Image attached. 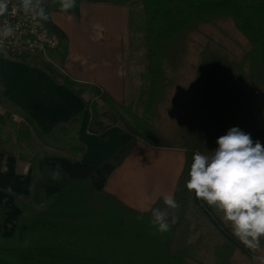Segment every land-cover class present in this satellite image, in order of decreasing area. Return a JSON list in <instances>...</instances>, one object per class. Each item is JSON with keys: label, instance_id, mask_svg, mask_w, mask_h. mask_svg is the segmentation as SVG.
I'll return each instance as SVG.
<instances>
[{"label": "trees", "instance_id": "trees-1", "mask_svg": "<svg viewBox=\"0 0 264 264\" xmlns=\"http://www.w3.org/2000/svg\"><path fill=\"white\" fill-rule=\"evenodd\" d=\"M75 1L140 8L138 32L145 46L142 111L116 102L97 85L74 80L51 63L35 62L36 68L74 93L82 89L90 93L85 105L92 121L109 110L131 137L101 165L89 166L75 158L86 150L75 138L63 148L70 156L46 150L57 135L77 134L82 116L46 135L0 87V105L23 120L17 123L9 118L7 127H0V153L32 165L29 196H15L21 215L10 238L2 237L8 210L0 207V264H254L264 248V237L258 249L247 247L213 207L187 190L186 181L193 155L197 151L211 155L218 148V138L229 129L238 127L261 143L264 0ZM52 3L49 0L43 7V21L61 42L62 66L67 37L51 20ZM12 137L25 147L16 149L18 155L6 147ZM138 141L185 152L186 164L174 197L178 208H168L159 199L151 210L139 212L107 191L109 179ZM57 165L61 175L54 180ZM156 208L168 213L166 232L152 223ZM192 209L218 232L210 261L202 258L203 226L190 219Z\"/></svg>", "mask_w": 264, "mask_h": 264}, {"label": "crops", "instance_id": "crops-1", "mask_svg": "<svg viewBox=\"0 0 264 264\" xmlns=\"http://www.w3.org/2000/svg\"><path fill=\"white\" fill-rule=\"evenodd\" d=\"M54 8L50 11L51 20L67 37V55L61 66L58 53L54 54L55 66L74 80L97 85L116 102L126 104L129 82L125 76L124 57L130 50H125L124 46L129 36V8L85 1L75 2L72 11L61 12V8ZM0 87L9 101L27 113L46 135L82 116L77 134L67 138L57 135L55 144L46 148L53 154L68 155L63 148L75 138L86 149L75 158L83 164L99 166L130 141L131 137L119 127L113 112L104 110L97 120H91L85 105L91 97L88 91L82 89L74 93L36 68L35 62H21L0 55ZM9 118L17 123L23 121L0 105V127H7ZM258 136L264 145V127ZM13 143L16 139L10 144ZM185 164L184 151L153 148L138 141L109 179L107 191L128 207L147 212L159 199L167 195L175 197ZM31 177L30 163L0 153V207L8 210L3 222V238L15 233L21 215L15 196H29ZM254 264H264V248Z\"/></svg>", "mask_w": 264, "mask_h": 264}, {"label": "clouds", "instance_id": "clouds-1", "mask_svg": "<svg viewBox=\"0 0 264 264\" xmlns=\"http://www.w3.org/2000/svg\"><path fill=\"white\" fill-rule=\"evenodd\" d=\"M25 12H36L40 0H21ZM67 11L75 0H60ZM7 11L5 0H0V15ZM39 15L44 16L43 9ZM46 18V17H44ZM12 28L5 26L0 37L12 35ZM218 148L211 155L197 151L192 157L186 188L197 199L223 213L233 234L247 247L256 250L264 237V145L254 142L250 134L233 127L217 140ZM60 166L52 172V179L60 178ZM168 208L179 207L174 197L167 195ZM152 223L160 232L169 230L168 213L159 208L152 210ZM175 221L173 220V223Z\"/></svg>", "mask_w": 264, "mask_h": 264}, {"label": "built area", "instance_id": "built-area-1", "mask_svg": "<svg viewBox=\"0 0 264 264\" xmlns=\"http://www.w3.org/2000/svg\"><path fill=\"white\" fill-rule=\"evenodd\" d=\"M7 11L0 15V30L5 26L13 32L8 37H0V55L16 61H45L53 65V54L59 52L61 42L52 34L39 15V9L49 4L40 0L36 12H25L21 0H5Z\"/></svg>", "mask_w": 264, "mask_h": 264}, {"label": "rangeland", "instance_id": "rangeland-1", "mask_svg": "<svg viewBox=\"0 0 264 264\" xmlns=\"http://www.w3.org/2000/svg\"><path fill=\"white\" fill-rule=\"evenodd\" d=\"M54 7L56 9H60V8L62 9L60 0H53V3L51 5V10ZM127 7L129 8V17L127 21V33L129 34V36H127L125 40L126 47L124 46V48L125 50L129 49L130 52L128 55H125L124 57V61L126 63L124 66V71H125L126 81L129 82V86H127L126 88L127 98H128L126 104L132 106L135 110L141 112L142 108L140 105V99L144 88H142V81L140 79V74L143 71L144 59H145V46H144L143 37L138 32V28L140 27V23H141L140 21L141 11L139 7L133 10L129 6ZM69 11H72V8L69 9ZM61 12H65V11L61 10ZM12 130L10 131L12 132ZM14 139H16V137H12V142ZM6 147L8 149L15 150L16 155L20 154L19 151L17 150H20L22 148L25 149L24 145L19 146V144L17 143L9 144ZM48 151L51 154L54 153L52 150H48ZM62 156H70V155L68 154ZM214 211L220 218L223 219V213L221 211L215 208ZM190 219L192 220L193 223H199L203 226V234L205 240L203 245L202 258L205 261H210L212 258L213 246L218 238V232L196 209H192L190 214Z\"/></svg>", "mask_w": 264, "mask_h": 264}]
</instances>
